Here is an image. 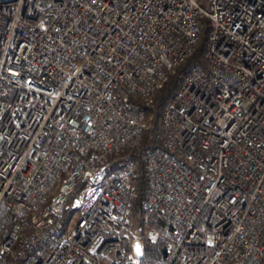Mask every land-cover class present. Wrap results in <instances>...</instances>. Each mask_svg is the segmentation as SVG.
<instances>
[{
  "label": "built area",
  "instance_id": "obj_1",
  "mask_svg": "<svg viewBox=\"0 0 264 264\" xmlns=\"http://www.w3.org/2000/svg\"><path fill=\"white\" fill-rule=\"evenodd\" d=\"M161 264H264V0H0V264H136V148ZM70 214L65 218V214ZM74 213V214H73Z\"/></svg>",
  "mask_w": 264,
  "mask_h": 264
},
{
  "label": "trees",
  "instance_id": "obj_2",
  "mask_svg": "<svg viewBox=\"0 0 264 264\" xmlns=\"http://www.w3.org/2000/svg\"><path fill=\"white\" fill-rule=\"evenodd\" d=\"M199 31L196 44L191 53L172 72L169 73L164 82L156 91L152 103L142 107L146 126L142 130L141 141L136 148L120 151L119 155H129V158L137 164V178L135 182V196L130 209V226L137 228L138 236L142 243V253L136 264H161L160 258L172 236L167 227L164 226L158 212L146 211L142 208V201L146 189V181L140 155L158 145L152 140V134L156 129L160 111L163 105L170 100L178 87L181 75L195 62L204 64L202 56L207 34V21L204 17L199 18Z\"/></svg>",
  "mask_w": 264,
  "mask_h": 264
},
{
  "label": "rangeland",
  "instance_id": "obj_3",
  "mask_svg": "<svg viewBox=\"0 0 264 264\" xmlns=\"http://www.w3.org/2000/svg\"><path fill=\"white\" fill-rule=\"evenodd\" d=\"M73 214H74V213H73ZM69 215H70L69 213H68V214H65V218H69Z\"/></svg>",
  "mask_w": 264,
  "mask_h": 264
}]
</instances>
